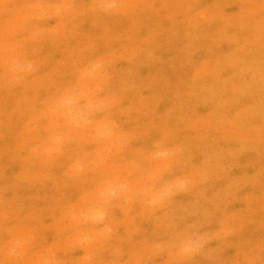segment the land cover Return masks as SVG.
I'll use <instances>...</instances> for the list:
<instances>
[{
    "label": "rangeland",
    "instance_id": "rangeland-1",
    "mask_svg": "<svg viewBox=\"0 0 264 264\" xmlns=\"http://www.w3.org/2000/svg\"><path fill=\"white\" fill-rule=\"evenodd\" d=\"M0 264H264V0H0Z\"/></svg>",
    "mask_w": 264,
    "mask_h": 264
},
{
    "label": "bare ground",
    "instance_id": "bare-ground-1",
    "mask_svg": "<svg viewBox=\"0 0 264 264\" xmlns=\"http://www.w3.org/2000/svg\"><path fill=\"white\" fill-rule=\"evenodd\" d=\"M72 118V117H71ZM73 119V118H72Z\"/></svg>",
    "mask_w": 264,
    "mask_h": 264
}]
</instances>
